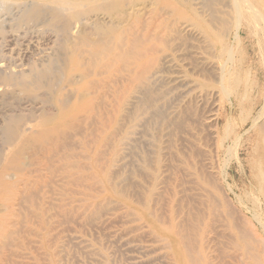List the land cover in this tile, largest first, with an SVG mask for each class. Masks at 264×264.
I'll list each match as a JSON object with an SVG mask.
<instances>
[{"label": "rangeland", "instance_id": "obj_1", "mask_svg": "<svg viewBox=\"0 0 264 264\" xmlns=\"http://www.w3.org/2000/svg\"><path fill=\"white\" fill-rule=\"evenodd\" d=\"M227 1L93 3L65 38L70 73L54 92L0 94V264H255L264 235L222 179L218 138L227 119L250 128L258 46L242 35L251 72L237 90L249 99L230 110L216 51L185 12L218 20ZM6 42L0 56L23 63L17 71L49 64V33ZM247 137L228 168L239 195L254 186Z\"/></svg>", "mask_w": 264, "mask_h": 264}, {"label": "bare ground", "instance_id": "obj_2", "mask_svg": "<svg viewBox=\"0 0 264 264\" xmlns=\"http://www.w3.org/2000/svg\"><path fill=\"white\" fill-rule=\"evenodd\" d=\"M108 1L109 0H0V3L3 4V10L0 11V40H2L0 42V54L3 53L2 48L6 45L7 38L12 36L20 39L23 36L26 37L30 34H35L41 39L45 38L49 33L50 36H52L53 44L51 49H49L48 59L46 60L49 64L43 69L30 66L27 71H17V68L23 67V63L17 65L12 57H1V55L0 94L6 95V91L15 87L23 89V92H30V94H35L37 91L43 90L46 87L54 92V86H56L57 82L60 80L59 77H61V75L66 77L67 73H70L69 67L72 58H69L68 52L63 47L66 43L65 38L74 35L79 29L78 27H82L83 16L86 14L91 4L98 2L106 4ZM229 1L227 2L230 4V9L227 15H218V20H214L210 13L204 15L192 4L186 6L185 12L190 17L189 25L205 37L212 52L216 51L215 54L213 52L214 58L212 56V62L215 64L216 61L215 68H217L221 89L227 98L230 110L234 107L235 99H237L238 102L249 99L247 94L241 98L237 90L244 82L243 79H240L241 73L246 70L244 67L246 54H242L241 48L242 35L244 33L247 34L258 46L259 61L256 69L261 71L260 76L263 80H256L253 86H251L256 89L257 94L254 100V108L252 109L255 113L250 119V128L246 131L244 129V131L234 130L231 126L230 119H227V128L226 131L219 136L218 146L219 151L224 152L227 156V165H225L226 168L221 174L224 183L228 186L229 191L237 197L241 206L250 213L251 217L258 225L260 233L264 235V126H260V122L264 121V0ZM208 2L209 0H207L204 6L205 8L211 6V3L209 4ZM10 22H13L11 24L12 27L7 31L6 28L10 26ZM74 24L75 27L73 26ZM22 31H24V35L21 34ZM124 42L123 45L126 44ZM122 50L123 49H121V51ZM41 51L43 52V50ZM62 62H65L64 68H62ZM250 70L251 69H247L246 73H250ZM27 85L29 86L28 89H26L28 87ZM30 87H32L31 90ZM234 87L236 90H234ZM246 89H250L249 85ZM65 104L66 101L57 100V107H64ZM50 119H48V121ZM23 120L24 119L18 115L11 116L7 119V121ZM252 132H254L256 136L255 143L252 141V147L256 155L254 163H252L253 166H251L253 168L254 186L250 193L239 195L236 193L235 188L229 183L230 175L228 168L232 165V157L238 159V149L249 141V137L247 136ZM14 134L15 131H11V135ZM263 254L264 252L262 255ZM255 255L258 256V254ZM262 255L257 258V260L259 259L258 261L256 260V262H258L257 264H264V257H262ZM260 257L262 258L260 259ZM183 263L184 262H182V264Z\"/></svg>", "mask_w": 264, "mask_h": 264}]
</instances>
